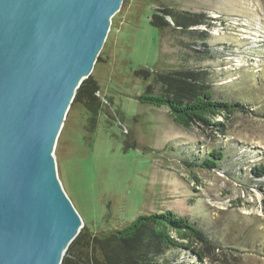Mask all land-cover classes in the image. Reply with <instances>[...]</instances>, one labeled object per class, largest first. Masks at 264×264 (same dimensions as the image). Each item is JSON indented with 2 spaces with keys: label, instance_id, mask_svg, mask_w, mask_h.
<instances>
[{
  "label": "rangeland",
  "instance_id": "1",
  "mask_svg": "<svg viewBox=\"0 0 264 264\" xmlns=\"http://www.w3.org/2000/svg\"><path fill=\"white\" fill-rule=\"evenodd\" d=\"M164 4L182 12V29L176 16L165 17L171 27L151 22ZM112 21L93 71L104 105L97 126L87 130L86 111L70 109L55 151L84 227L101 233L172 210L212 239L205 264H264V176L251 173L264 164V0H125ZM167 68L182 69L189 81L208 76L197 82L249 109L223 131L183 127L167 107L133 98L142 91L136 71ZM215 147L224 152L217 167L194 166ZM176 261L197 264L186 252Z\"/></svg>",
  "mask_w": 264,
  "mask_h": 264
},
{
  "label": "water",
  "instance_id": "2",
  "mask_svg": "<svg viewBox=\"0 0 264 264\" xmlns=\"http://www.w3.org/2000/svg\"><path fill=\"white\" fill-rule=\"evenodd\" d=\"M124 0H0V264H62L84 221L55 156Z\"/></svg>",
  "mask_w": 264,
  "mask_h": 264
},
{
  "label": "trees",
  "instance_id": "3",
  "mask_svg": "<svg viewBox=\"0 0 264 264\" xmlns=\"http://www.w3.org/2000/svg\"><path fill=\"white\" fill-rule=\"evenodd\" d=\"M157 10L162 15H152L154 25L171 27L165 17L176 16L171 20L177 29H182L184 17L181 11H174L165 4ZM106 43L96 65L102 60ZM187 69L184 67L185 75H189ZM182 73V69L174 68L162 72L139 69L136 74L143 76L142 91L134 94L133 98L148 107H167L174 122L183 127L201 123L219 127L218 131H223L225 121L237 112L249 109L240 100L215 97L210 85L197 82H205L208 76L199 79L193 76L189 81L181 76ZM100 91L99 82L92 72L77 90L71 107L86 111L85 126L91 132L104 109ZM221 115L223 121H216ZM223 157V150L215 147L194 166L214 168ZM251 173L258 178L263 177L264 164L251 167ZM212 246V239L194 221L168 210L140 214L123 228L101 233L92 231L88 226L83 227L71 243L62 264H178L176 254L179 252H186L189 257L195 258L197 264H205L206 259L212 258ZM207 264L218 263L209 261Z\"/></svg>",
  "mask_w": 264,
  "mask_h": 264
}]
</instances>
